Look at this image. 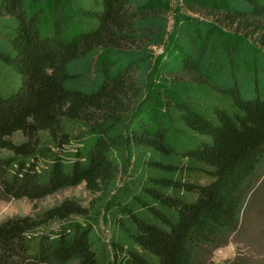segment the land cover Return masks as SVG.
Returning <instances> with one entry per match:
<instances>
[{
  "label": "trees",
  "instance_id": "16d2710c",
  "mask_svg": "<svg viewBox=\"0 0 264 264\" xmlns=\"http://www.w3.org/2000/svg\"><path fill=\"white\" fill-rule=\"evenodd\" d=\"M170 2L0 0V192L94 195L0 222V264H192L237 230L264 155V86L247 97L209 76L236 45L189 13L264 45V0ZM162 47L176 51L165 68Z\"/></svg>",
  "mask_w": 264,
  "mask_h": 264
},
{
  "label": "rangeland",
  "instance_id": "374dc122",
  "mask_svg": "<svg viewBox=\"0 0 264 264\" xmlns=\"http://www.w3.org/2000/svg\"><path fill=\"white\" fill-rule=\"evenodd\" d=\"M183 0H171V14L182 11ZM189 15L204 19L220 28V34L230 45H236L233 51L232 66L227 63L213 65L204 71L220 83L235 82L244 96L252 97L255 87L264 86V45L250 37H245L233 26L216 21L213 17L197 14ZM176 54L172 47L154 48L153 59L157 67L165 68ZM160 68L159 70H161ZM161 79L156 78V81ZM256 80L258 84L256 85ZM91 82L87 83L90 86ZM120 154L127 156L120 150ZM123 157V160L125 159ZM122 160V161H123ZM123 175H119V183ZM250 185L242 202L236 231L223 232L214 241L205 246L195 247L192 264H264V155L248 180ZM94 195L90 194L84 184L67 187L43 199L30 201L26 198H7L0 192V222L8 218L25 215L34 216L46 207L55 205L65 198L72 199L82 206H87ZM100 235L108 240L106 228L101 225ZM65 264H73L72 262Z\"/></svg>",
  "mask_w": 264,
  "mask_h": 264
}]
</instances>
